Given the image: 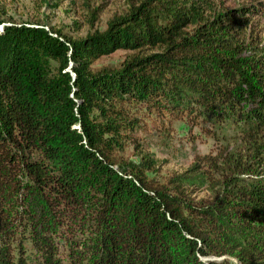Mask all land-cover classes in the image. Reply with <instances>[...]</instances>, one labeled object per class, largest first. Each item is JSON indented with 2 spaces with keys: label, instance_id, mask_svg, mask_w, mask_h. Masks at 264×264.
Here are the masks:
<instances>
[{
  "label": "trees",
  "instance_id": "obj_1",
  "mask_svg": "<svg viewBox=\"0 0 264 264\" xmlns=\"http://www.w3.org/2000/svg\"><path fill=\"white\" fill-rule=\"evenodd\" d=\"M212 4L143 0L76 40L27 24L0 31V264H65L45 235L35 241L41 256L28 254L15 224L34 195L71 222L90 219L84 166L100 188L97 236L70 264H264V181L242 178L264 173V47L236 57L248 49L250 14L261 2ZM118 49L132 53L95 68ZM68 65L73 73L63 71ZM243 86L260 101L242 126L251 160L204 156L162 181L147 174L156 164L123 172L114 142L100 134L105 125L119 142L131 136L130 107L140 98L176 115L238 114ZM205 180L212 197L194 198L188 187Z\"/></svg>",
  "mask_w": 264,
  "mask_h": 264
},
{
  "label": "rangeland",
  "instance_id": "obj_2",
  "mask_svg": "<svg viewBox=\"0 0 264 264\" xmlns=\"http://www.w3.org/2000/svg\"><path fill=\"white\" fill-rule=\"evenodd\" d=\"M142 1L0 0V31L6 26L27 24L30 27H44L45 31L61 40L82 39L97 31H104L112 18L126 15L132 6ZM257 1L261 4L260 9L250 14L252 23L247 30L248 49L236 56L241 60L257 56L261 51L260 48L264 47V0H212V6L217 10ZM131 53V50L118 49L101 56L94 62V66L95 68L105 65L118 66ZM57 65L58 63H52L53 68ZM63 71L73 73L71 65ZM242 91L245 92L244 97L238 95L240 113L231 112L229 115L222 111L220 113L205 111L199 118L193 117V114L187 116L169 113L156 108V104L147 105L140 98L130 107V117L136 121L133 129L128 130L131 136L124 132L121 136L123 142L120 143L113 135L104 132L105 125L100 128V134H104L105 139L114 142L111 153L116 160L115 164H123L121 166L123 172L124 169L132 168V165L147 170L146 164H156V171H148L147 174L162 181H167L175 173L187 170L204 156L213 157L229 153L251 160L253 150L250 148L253 145L246 138L242 126L250 116L253 106L260 104V101L258 97L248 92L247 87L236 89L237 94ZM261 140L264 142V138ZM261 148L264 156V143ZM148 157L152 159L151 162L147 161ZM202 163L206 164L204 169L210 168L203 159ZM261 170L263 171L264 167H261ZM213 174L215 178L224 177L217 171ZM81 175L85 183L87 211L92 218L97 210V200L100 196L99 183L87 166L83 167ZM242 178L245 181H264V173L243 175ZM210 187L209 181L205 180L190 185L188 189L194 198L200 199L212 197ZM26 203L25 211L28 215L23 212V217L15 225L20 232H26L23 238L24 248L36 259L41 256L35 242L37 239L41 240L40 236L45 235L50 238L58 251L59 258L65 264H70L75 255L80 251L83 253L95 240L97 231L91 218L82 219L81 224L71 222L55 211L56 209L48 207L40 195L29 196ZM58 206L63 209L61 204ZM20 211L21 209L18 214Z\"/></svg>",
  "mask_w": 264,
  "mask_h": 264
}]
</instances>
